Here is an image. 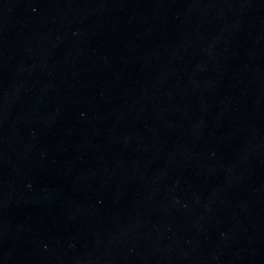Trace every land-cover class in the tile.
<instances>
[{
  "label": "water",
  "instance_id": "1",
  "mask_svg": "<svg viewBox=\"0 0 264 264\" xmlns=\"http://www.w3.org/2000/svg\"><path fill=\"white\" fill-rule=\"evenodd\" d=\"M0 264H264V0H0Z\"/></svg>",
  "mask_w": 264,
  "mask_h": 264
}]
</instances>
